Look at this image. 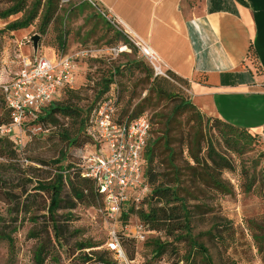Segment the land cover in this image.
Masks as SVG:
<instances>
[{
	"label": "rangeland",
	"instance_id": "1",
	"mask_svg": "<svg viewBox=\"0 0 264 264\" xmlns=\"http://www.w3.org/2000/svg\"><path fill=\"white\" fill-rule=\"evenodd\" d=\"M16 1L0 0V11ZM34 1L27 0L26 11ZM44 3L41 0V9ZM54 3L56 12L44 34L39 33L41 10L31 26L14 32L5 27L22 14L0 19V82L16 75L21 56L52 52L74 56L89 51L95 57L77 58L74 86L60 89L52 100L73 107L72 117H58L56 124L44 125L27 116L20 130L0 134L8 136L16 150L14 158L0 157V264H83V253L115 261L107 248L110 230L119 234L132 264H264V143L258 136L246 142L239 129L215 123L197 107L181 108L190 98L184 86L175 84L176 99L157 96L150 88L156 75L147 59L88 0ZM34 35L39 36L36 51ZM62 35L63 49L58 45ZM106 76L112 77L110 87L119 93L124 121L139 111L150 118L148 147L160 139L154 145L152 167L165 187L176 190L184 202L188 233L168 234L145 226L144 239H136L140 221L129 212L130 204L123 208L128 217L116 220L104 213L100 202L95 207L77 204L69 210L73 200L67 187L55 212L60 231L54 233L48 200L37 186L53 182L59 167L67 169L78 162L63 134L67 130L71 139L80 135L86 117L103 98L98 97ZM1 96L0 119L6 106ZM82 244L95 248L81 250ZM157 244L166 246L162 255L155 252Z\"/></svg>",
	"mask_w": 264,
	"mask_h": 264
},
{
	"label": "crops",
	"instance_id": "2",
	"mask_svg": "<svg viewBox=\"0 0 264 264\" xmlns=\"http://www.w3.org/2000/svg\"><path fill=\"white\" fill-rule=\"evenodd\" d=\"M94 1L110 11L128 41L155 53L164 71L187 82L200 113L262 131L264 0Z\"/></svg>",
	"mask_w": 264,
	"mask_h": 264
},
{
	"label": "built area",
	"instance_id": "3",
	"mask_svg": "<svg viewBox=\"0 0 264 264\" xmlns=\"http://www.w3.org/2000/svg\"><path fill=\"white\" fill-rule=\"evenodd\" d=\"M88 1L119 30L109 10L99 6L97 1ZM130 41L147 59L156 76L167 77L155 53L134 40ZM91 56L95 57L89 51H80L74 56H56L54 59L37 53L32 57L21 56L16 75L10 81L0 82V93L11 117L10 125L0 127V134H8L12 129L20 130L23 120L27 116L35 117L60 89H72L77 58ZM119 109L118 96L112 91L111 96L103 100L92 114L87 134L93 142L76 150V166L80 168L83 177L93 181L103 198L104 213L114 220L120 217L129 199L137 204L149 191L141 165L150 130L148 118L142 115L132 121H124L120 119ZM255 135L264 143V128ZM16 144L19 146L20 142ZM144 229L143 223L137 222L134 237L143 240ZM107 248L114 255L115 261L94 264H132L115 230L109 232Z\"/></svg>",
	"mask_w": 264,
	"mask_h": 264
},
{
	"label": "trees",
	"instance_id": "4",
	"mask_svg": "<svg viewBox=\"0 0 264 264\" xmlns=\"http://www.w3.org/2000/svg\"><path fill=\"white\" fill-rule=\"evenodd\" d=\"M26 4H27V0H17L13 5L8 7L7 9L0 11L1 20L7 19L13 15L22 14L20 19H17L7 24L5 29L7 31L14 32L28 28L38 17V12L41 10V23L39 26V33L44 34L45 29L53 20V17L56 12V5L54 3V0H45L42 9H41V0L34 1L31 4V6L27 9V11H26V6H27ZM58 45L62 49L64 48L65 45L64 35L58 37ZM114 72L119 73L118 69H115ZM165 73L167 77H163V76L153 77L150 88L159 97L170 100L176 99L178 97L176 95V91H177L176 85H179L181 87L184 86L187 88V82L169 71H166ZM112 83H113L112 77L106 76L102 83V89L98 97V98L101 97L103 98L93 107V109L90 111V114L86 117L85 120L86 125H84L83 130L80 131V135L78 134V137L76 139L69 138L70 134L67 132V130L64 129L65 132L63 134V137L69 141V144L71 145L69 148H72L76 151L78 149L83 148L85 145L91 144L93 142L91 137L87 134L89 123L92 114L96 110L97 106L103 100L110 97L112 91H114V89L110 87ZM116 94L118 96V102L120 103L119 93L116 92ZM180 106L181 108L189 107L192 109H196V106L193 105L190 98L188 100H185L183 103H181ZM141 112L142 111H139L134 117L129 118L128 122L136 119L139 116L145 115L147 116L149 125L151 127L150 118L148 117L147 114H141ZM75 113L76 110L73 107L63 105L60 103H54L51 101L47 106H45V108H42L40 112L35 115L34 122L36 124L41 123L44 125L56 124L58 117L70 118ZM119 113H120V119L123 120L120 109H119ZM10 123H11L10 111L5 106V116L0 119V127L8 126ZM215 123L222 124L223 126L231 130L239 129L241 133V138L246 142H251L257 138V135L245 129L235 127L229 123L222 122L218 119H215ZM159 140L160 139L158 138L154 139L151 142L152 146L148 147L149 139H147L146 145L142 153L141 165L143 169L144 179L149 187L148 193L145 196H143L137 204L134 203L133 201H130L132 199H129L126 205L130 204L129 212L135 213L139 221L143 223L144 226H148L150 230H155V231L165 230V231H169L168 234H172L173 232L176 231H185L186 233H188L190 230V219L184 202L182 201V199H180L177 196L176 190H174L172 187H168V186L165 187L164 182L159 180L160 176L158 175V173H156V171L152 167V163L154 160V145ZM11 142L12 141H10L8 136L5 135L0 136L1 158H7V157L14 158L16 156V150L15 148H13V142L12 143ZM8 151L9 154L5 155ZM194 160L196 163H199L198 158H195ZM77 163H74L73 165L74 167L72 165L68 166L67 169H63L62 167H59V174L57 175L56 179L53 182L40 183L37 186L38 188L37 190L43 192L46 196V199L48 200L47 212L51 220V225L55 234L56 232L58 234L60 231L59 226L56 225L55 212L57 209L60 208V204L62 202V192L65 187L68 188L69 195L73 200L72 205L67 207L69 210L74 209L77 204H82L89 207H95L97 206V202H100L104 206L103 198L97 192L93 181L81 175L80 168L76 166ZM220 163L222 166L226 165L223 164L222 160H220ZM225 167H228V165H226ZM67 170H69L70 172ZM124 212L125 210L123 209L122 213L120 214V218L122 217L125 219L128 217L129 214ZM117 235L120 239L118 233ZM91 248H95V246L91 244L80 245L81 250H86ZM165 248H166L165 245L157 244L155 249L156 254L162 255ZM81 261L83 264H94L97 262H102V263L112 262V260L102 258V255L95 258L92 254L89 253L86 254L83 253V255L81 256ZM41 262L42 259L39 260V263Z\"/></svg>",
	"mask_w": 264,
	"mask_h": 264
},
{
	"label": "water",
	"instance_id": "5",
	"mask_svg": "<svg viewBox=\"0 0 264 264\" xmlns=\"http://www.w3.org/2000/svg\"><path fill=\"white\" fill-rule=\"evenodd\" d=\"M31 41H32L33 49H34V51H36L37 50L38 41H39V36L34 35L32 37V39H31Z\"/></svg>",
	"mask_w": 264,
	"mask_h": 264
},
{
	"label": "bare ground",
	"instance_id": "6",
	"mask_svg": "<svg viewBox=\"0 0 264 264\" xmlns=\"http://www.w3.org/2000/svg\"><path fill=\"white\" fill-rule=\"evenodd\" d=\"M146 49H144V51H145Z\"/></svg>",
	"mask_w": 264,
	"mask_h": 264
}]
</instances>
